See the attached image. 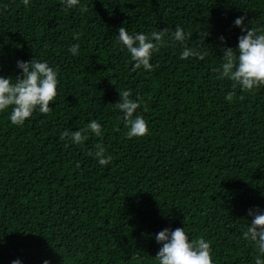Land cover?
<instances>
[{"label": "trees", "instance_id": "obj_1", "mask_svg": "<svg viewBox=\"0 0 264 264\" xmlns=\"http://www.w3.org/2000/svg\"><path fill=\"white\" fill-rule=\"evenodd\" d=\"M240 16L264 28V0H0V75L37 58L59 81L49 113L23 126L0 113V264H157L154 234L177 227L209 241L214 264H254L240 229L249 208L264 210V86L245 91L217 71L218 37L235 49ZM177 25L184 44L170 38ZM120 27L167 30L151 71L132 70ZM185 46L204 59H181ZM123 89L143 137L126 136L113 106ZM93 119L102 136L61 138ZM97 145L109 164L89 155Z\"/></svg>", "mask_w": 264, "mask_h": 264}, {"label": "clouds", "instance_id": "obj_2", "mask_svg": "<svg viewBox=\"0 0 264 264\" xmlns=\"http://www.w3.org/2000/svg\"><path fill=\"white\" fill-rule=\"evenodd\" d=\"M25 6L29 0H22ZM79 0H61V6L71 9L77 6ZM85 11L83 7L80 9ZM234 25L241 30L237 47L233 49L226 43V37H218L221 42L222 56L217 71L224 78L239 85L242 90L252 91L264 86V28H253L245 24V17L240 16L234 20ZM166 29L153 30L150 33L136 32L130 34L125 27L118 29L117 40L123 49H126L132 62V70L143 69L151 71L155 65L150 61L155 52L166 43L164 37ZM207 35L202 33V36ZM190 33L177 25L171 33L173 42H184ZM79 44L69 48L72 55H77ZM204 53L197 52L190 47H183L180 58L186 59L197 56L204 59ZM18 73L12 76L0 75V113H7V118L13 125L23 126L35 111L47 114L52 109L50 103L57 97L58 72L50 66L48 61L33 58L30 61L17 60ZM120 100L113 104L122 114L126 136L139 138L148 134L146 120L139 114L140 103L131 97L130 90H118ZM100 137L103 135L102 125L95 119L90 120L82 130L65 131L61 138L67 137L72 144H82L88 133ZM101 166L111 162V155H105L102 146L97 145L94 153ZM250 222L246 221L240 229L241 239L249 242L255 249L254 264H264V210L259 207L248 209ZM185 228H164L154 234V239L160 245L155 260L157 264H214L210 242L203 237L189 239ZM12 264H21L19 259ZM44 264H50L48 260Z\"/></svg>", "mask_w": 264, "mask_h": 264}]
</instances>
